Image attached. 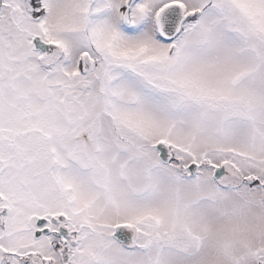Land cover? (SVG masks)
<instances>
[{
  "label": "snow or ice",
  "instance_id": "1",
  "mask_svg": "<svg viewBox=\"0 0 264 264\" xmlns=\"http://www.w3.org/2000/svg\"><path fill=\"white\" fill-rule=\"evenodd\" d=\"M0 264H264V0H0Z\"/></svg>",
  "mask_w": 264,
  "mask_h": 264
}]
</instances>
